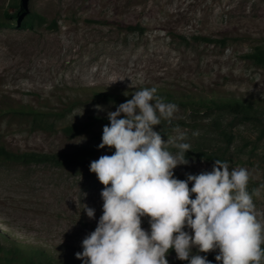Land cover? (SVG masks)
I'll return each instance as SVG.
<instances>
[{
    "label": "rangeland",
    "instance_id": "374dc122",
    "mask_svg": "<svg viewBox=\"0 0 264 264\" xmlns=\"http://www.w3.org/2000/svg\"><path fill=\"white\" fill-rule=\"evenodd\" d=\"M12 1L0 0V12ZM30 12L45 21L30 28L18 21L0 26V143L10 150L58 153L88 146L98 158L112 155L114 147L98 145L109 123L107 112L124 101L104 99L95 90L123 96L155 87L156 95L177 98L217 92L264 106V65L246 55L264 43V0H24L20 19ZM135 24L143 31L128 27ZM196 35L228 42L198 41ZM163 101L178 106L174 127L154 126L168 141L167 150L178 151L172 142L180 134L192 146L225 150L230 171H249L247 190L264 224V124L226 109ZM24 106L64 116L54 127H40L14 110ZM70 125L83 131L70 136L64 131ZM224 130L232 133L229 144ZM186 158L190 163L177 170L212 169V161ZM103 187L89 167L0 161V246L22 243L40 248L58 264H82L75 253L102 215ZM86 205L95 209L94 219L83 210ZM142 227L150 228L147 217ZM167 259L188 264L170 250Z\"/></svg>",
    "mask_w": 264,
    "mask_h": 264
},
{
    "label": "clouds",
    "instance_id": "9594fccd",
    "mask_svg": "<svg viewBox=\"0 0 264 264\" xmlns=\"http://www.w3.org/2000/svg\"><path fill=\"white\" fill-rule=\"evenodd\" d=\"M156 93L155 87L137 90L107 112L98 148L115 151L89 166L104 185L102 215L76 258L82 264H169L167 255L174 249L176 258L188 264H213L199 253L218 250V264H261L264 224L247 190L249 171H230L227 161L216 159L211 171L176 178L174 169L190 163L191 145L180 134L172 142L178 151L167 150L168 141L154 126L171 124L178 106ZM94 108L103 111L101 105ZM83 210L95 218L94 208ZM142 217L148 218V230Z\"/></svg>",
    "mask_w": 264,
    "mask_h": 264
},
{
    "label": "trees",
    "instance_id": "16d2710c",
    "mask_svg": "<svg viewBox=\"0 0 264 264\" xmlns=\"http://www.w3.org/2000/svg\"><path fill=\"white\" fill-rule=\"evenodd\" d=\"M11 9V10H10ZM14 9V11H12ZM24 10V0H13L9 9L0 12V26L1 25H13L16 21L22 27L30 28L34 27L39 23L45 21L44 16L38 12H30L27 16L21 18V13ZM131 30L143 31V27L140 24L129 25ZM198 41H205L211 43H217L220 45H226L228 39L215 38L207 35H196L194 37ZM249 58L253 59L255 62L264 65V43L258 44L254 49L246 54ZM95 95L100 96L104 99L112 100L119 99L121 101H126L131 99L132 93L127 95L115 94L107 91H94ZM159 97L163 99H173L179 101L182 105L188 108L198 109V108H220L226 109L232 112L236 117L242 120H252L259 121L264 124V106L263 104L252 100L250 98H238V97H224L219 95L217 92L208 96L205 95H194L185 97H174L173 94L159 93ZM19 112L21 116L31 118L34 125L40 127H54L55 122L64 116L62 111L45 110L38 109L29 106H24L14 109ZM176 121L173 119L171 124L162 121L159 125L162 129L170 130L176 125ZM64 131L70 135L74 136L81 133L82 127L78 125H70L64 128ZM225 135L227 143H231L233 136L227 130L222 132ZM187 156H196L199 158H204L207 161H214L219 159L224 161L225 150L218 151H208L204 148L192 146L191 150L186 153ZM98 159L97 152L94 148L85 146L81 149L75 150L73 152H38L34 150L17 152L10 150L4 144L0 143V161L17 163L22 165H32L40 163H50L58 166H80L89 167L90 162ZM186 173L198 174L197 172H181L180 170L174 169V175L176 178L184 180L186 179ZM190 183V182H189ZM264 248V244L261 245ZM172 253H175L174 249H170ZM196 254V253H193ZM200 255H206L207 259L212 261L213 264H218L215 260L217 253H199ZM177 259V258H176ZM0 264H58L54 257L50 256L48 253L44 252L40 248L25 246V244L19 243L9 246H0ZM264 264V260L261 261Z\"/></svg>",
    "mask_w": 264,
    "mask_h": 264
}]
</instances>
